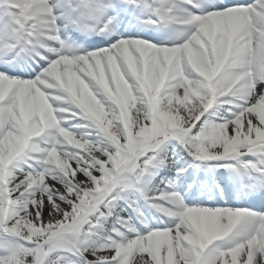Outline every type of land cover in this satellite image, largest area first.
Listing matches in <instances>:
<instances>
[{"label": "snow or ice", "instance_id": "snow-or-ice-1", "mask_svg": "<svg viewBox=\"0 0 264 264\" xmlns=\"http://www.w3.org/2000/svg\"><path fill=\"white\" fill-rule=\"evenodd\" d=\"M0 264H264V0H0Z\"/></svg>", "mask_w": 264, "mask_h": 264}]
</instances>
